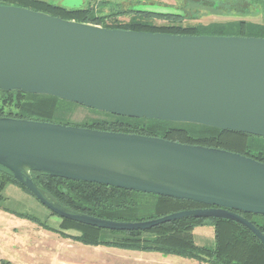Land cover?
<instances>
[{
	"label": "water",
	"instance_id": "water-1",
	"mask_svg": "<svg viewBox=\"0 0 264 264\" xmlns=\"http://www.w3.org/2000/svg\"><path fill=\"white\" fill-rule=\"evenodd\" d=\"M0 90L57 97L121 117L264 138V37L109 29L0 5ZM0 166L63 219L114 231L264 215V163L159 137L0 117ZM32 172L209 206L122 223L64 207Z\"/></svg>",
	"mask_w": 264,
	"mask_h": 264
},
{
	"label": "trees",
	"instance_id": "trees-1",
	"mask_svg": "<svg viewBox=\"0 0 264 264\" xmlns=\"http://www.w3.org/2000/svg\"><path fill=\"white\" fill-rule=\"evenodd\" d=\"M179 8L169 11L141 9L142 2L133 7L113 5L111 12L87 5L83 8H67L47 0H0V5L24 7L68 21L100 25L109 29L140 32L168 33L173 35H213L264 37V0H181ZM202 5L210 11H225L241 16H251L261 9L263 23L239 19L227 24L182 25L189 19L190 9ZM193 9V8H192ZM225 14V13H224ZM129 16L123 23L120 17ZM196 18L192 15V19ZM160 21L165 24L157 25ZM86 108L102 117L87 118L82 122L72 120L74 110ZM66 113H71L69 116ZM0 117L26 119L69 126H79L99 131L159 137L166 140L221 149L238 153L264 163V138L234 131H224L195 124L170 123L160 120L135 119L99 112L57 97L27 94L21 91L0 90ZM31 178L42 190L54 196L61 205L74 213L89 215L103 220L137 223L164 217L176 212L204 209L209 206L189 200H180L154 194L131 191L118 187L67 180L41 172H32ZM9 185L23 186L11 171L0 166V209L38 224L43 229L70 238L86 246H105L139 252H156L164 256H179L206 264H264V245L258 237L235 221L222 218H189L171 221L146 231H114L63 219L61 230L50 228L30 213H20L5 206L4 191ZM37 199V198H36ZM38 200V199H37ZM51 212V211H50ZM251 221L264 235V215L237 212ZM52 215H55L51 212ZM77 230L79 236L65 234V230ZM204 238L214 236L213 246L196 242V231ZM4 264H10L4 262Z\"/></svg>",
	"mask_w": 264,
	"mask_h": 264
},
{
	"label": "rangeland",
	"instance_id": "rangeland-1",
	"mask_svg": "<svg viewBox=\"0 0 264 264\" xmlns=\"http://www.w3.org/2000/svg\"><path fill=\"white\" fill-rule=\"evenodd\" d=\"M50 2L57 3L59 5L65 6L67 8H83L87 5H92L96 7V9L100 8L101 3H107V5H102L104 8L103 13H110L111 7L116 4H120L123 8L133 7L132 5L137 2H142L143 4H147L141 6V9L146 10H157V11H169L168 7L179 8L182 6L181 0H47ZM187 8L190 9L187 19L182 25H213V24H227L235 22L239 19H245L249 22L253 23H263V17L260 14L261 9L257 7V12L252 14L251 16H246V14H241V16L231 14L227 11L224 13H214L207 9L205 6L196 5L193 6L188 4ZM193 8V9H192ZM192 15H195L196 18L192 19ZM121 22L127 23L130 21L129 16H122L119 18ZM157 25L165 24L164 22L156 21ZM74 115L72 120L75 122H82L87 118H97L102 117L100 114H96L94 111L88 110L86 108H78L74 110ZM68 116L71 114L66 113ZM13 189H18L20 191L22 189L16 188L15 186L8 187L4 191V195L8 198L5 202L6 206L12 210L17 212H27L32 215L37 216L40 220H48L47 218L49 214V210L41 204L36 198L29 195L28 200H23L20 198L18 193L14 192ZM23 191V190H22ZM19 219V218H16ZM59 220L57 216H52L48 220L51 225H55V223ZM25 223L33 224L27 220H21ZM35 225V224H33ZM33 227V228H31ZM68 231L70 236H79L80 232L77 230H65ZM200 231H196V242L202 246H213L214 245V236L211 235L209 237L204 238V236L199 235ZM66 234V233H65ZM65 238L61 235L54 232H44L38 226H30L28 230H24V228H19L13 231L0 232V259L12 260L10 264H48V260L52 259L51 255H46L44 249H48L49 246H45L47 243H55L56 240H60L61 244H64L66 241ZM67 243L73 244V242L69 241ZM79 243V242H78ZM81 244V243H80ZM64 247L61 246L62 256ZM25 254L26 260L23 261L21 258L22 255ZM29 257V259H27ZM46 259V260H45ZM62 260H66L65 257L61 258ZM1 261V260H0ZM9 263V262H8ZM51 264V262H49Z\"/></svg>",
	"mask_w": 264,
	"mask_h": 264
},
{
	"label": "crops",
	"instance_id": "crops-1",
	"mask_svg": "<svg viewBox=\"0 0 264 264\" xmlns=\"http://www.w3.org/2000/svg\"><path fill=\"white\" fill-rule=\"evenodd\" d=\"M11 186H15V185H9L7 186V188ZM15 187L20 188L17 186ZM13 190L14 192L18 193L21 199L23 200L29 199V194L25 192L23 189H22L23 191L21 190V192L17 191L18 189H13ZM6 199L8 200L7 197ZM20 213H27V212H20ZM52 216L55 215H52L51 212L49 211L47 218L50 219V217ZM57 217L59 218V220L55 223V225H51L48 222L49 219L45 221L43 220L41 221L45 222L52 229L61 230L62 218L59 216ZM20 219L26 220L0 209V232L3 233L6 231L10 232L19 229L21 227L27 231L30 226H38L44 232H51L43 229L38 224L33 223L29 220L27 221L35 225L25 223L24 221H20ZM63 232L66 234H70L68 231H63ZM64 240L66 241L64 244H61L60 240H56V242L52 244L51 243L44 244L46 247L49 246L48 249L47 248L44 249L46 255H51L52 257V259L48 260V264H50L49 262H51V264H206V263L198 262L193 259L182 258L179 256H172V255L164 256L156 252H139V251L122 250L118 248H111L105 246H86L70 238H65ZM69 241L73 242V244L67 243ZM61 246L64 247L63 256L61 254L62 253ZM62 257H65L66 260H62L61 259ZM21 258L23 259V261H25L26 260L25 254H23ZM27 259H29V257H27ZM0 260H1L0 264H4V262L10 263L12 261L5 259H0Z\"/></svg>",
	"mask_w": 264,
	"mask_h": 264
}]
</instances>
